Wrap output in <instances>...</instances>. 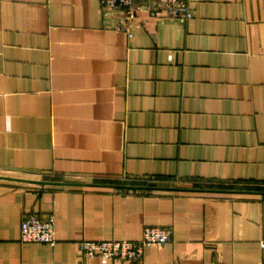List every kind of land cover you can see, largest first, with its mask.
Instances as JSON below:
<instances>
[{"label":"crops","instance_id":"1","mask_svg":"<svg viewBox=\"0 0 264 264\" xmlns=\"http://www.w3.org/2000/svg\"><path fill=\"white\" fill-rule=\"evenodd\" d=\"M0 0V264H264V0L192 16ZM55 218V245L21 222ZM173 230L140 261L85 239Z\"/></svg>","mask_w":264,"mask_h":264},{"label":"built area","instance_id":"2","mask_svg":"<svg viewBox=\"0 0 264 264\" xmlns=\"http://www.w3.org/2000/svg\"><path fill=\"white\" fill-rule=\"evenodd\" d=\"M101 5L109 9H119L123 20L116 27L126 28V21L137 11L142 9L144 2L139 0H99ZM149 11L154 16L167 12L171 15L190 18L192 12L188 0H146ZM173 239V230L163 226L146 225L142 236L138 239H85L78 243L79 254L82 257H101L103 259H118L140 261L148 246H165ZM21 240L23 242H39L55 245V218L50 215L42 217L38 212L25 215L21 222Z\"/></svg>","mask_w":264,"mask_h":264}]
</instances>
